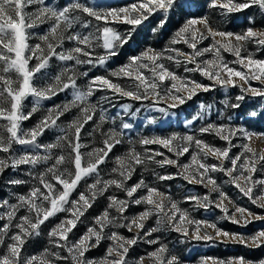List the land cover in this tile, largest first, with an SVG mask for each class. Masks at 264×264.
Here are the masks:
<instances>
[{
	"label": "snow or ice",
	"instance_id": "obj_1",
	"mask_svg": "<svg viewBox=\"0 0 264 264\" xmlns=\"http://www.w3.org/2000/svg\"><path fill=\"white\" fill-rule=\"evenodd\" d=\"M174 3L175 0H138L137 3L118 9H98V7L81 3L80 0H69L59 8L48 6L45 0H0V65H2L0 66V73H2L0 74V121L5 122L0 124V130H2L0 131V153L10 154L14 145L32 146L42 149L45 153L44 155L25 154L18 157L10 154L6 158H0V174L8 167L35 166L54 160V163L39 174L40 187H33L27 195L18 196L15 204H10L6 200L0 202V208L7 209L0 214V220L7 221L0 226V245L5 244L6 238L11 241L7 243L6 250L0 255V264H57L58 261L68 260L69 257L72 264H94L93 261L84 259L85 253L99 245L104 238V230L109 225L127 227L129 231L135 228L138 230V236L125 238L112 232L107 238L113 241V244L109 246L105 257L98 264H127L126 257L129 249L137 243L139 230L145 229V222L152 216L156 217L157 227L143 231V236L150 237L152 233L160 230V225L167 224L172 230L187 237L190 232L189 226H192L191 236L196 240H213L214 237L206 231L201 235L204 228H212L215 230L216 237H224L226 240L244 246H264V230L247 238L240 234H230L217 228L214 223L192 219L188 212L182 210L170 196L155 187L146 185L143 180L130 188L126 186V182L131 178L136 166L144 165L146 161L154 162L160 167L171 165L180 169L177 175L188 183L203 184L209 189V194L218 192L220 200L216 202V207L224 213L225 219H230L233 223L242 221L243 225L251 223V219L264 220V217L254 216L253 213L239 206H236L235 212L229 215V209L224 201L228 200L229 203L232 201L220 190L217 181L210 175V173L222 172L229 178V182L248 197L253 204L264 208V178L258 180L254 178L255 174L264 168V152L257 155L250 143H246L242 145L243 151L240 154L230 155L231 148L234 146L232 137L243 133L244 139L251 141L253 134L243 129L218 127L213 124H208L200 129L201 133L214 132L221 140L226 141L228 146L224 148L209 145L193 135L144 138L140 144H159L168 152L173 153L177 159L165 157L163 160H155V156H162L163 153L156 152L142 156L134 148H131L124 156L116 158L117 166L112 171L118 174L119 179L101 180L97 178L94 183L87 185V194L80 193L78 199H71L81 181L93 175L99 176V167L105 163L115 145L122 142L118 138L120 134L115 130H110L105 134L106 139L103 141L102 148H95L88 153L80 151L84 147L80 143L81 131L85 124L93 120L97 111L96 105L89 102V97H92L94 92L108 90L113 95L133 101L151 99L154 104L162 100H170L169 107L175 108L184 104L186 100L192 99L198 91L211 90L209 85L180 77L170 71L163 63L167 60L178 65L184 64L186 72H198L201 76L211 80L214 85L240 87L242 93H250L254 97H264V88H254L250 85L252 80L264 84V60L255 59L251 54L242 55L248 43L264 47V31H256L251 28L242 34L218 31L210 27L206 17L188 20L171 41L173 45L184 43L191 49L190 52H183L172 47L160 52L146 49L140 55L130 57L127 64L111 71L109 76L92 78L88 82L86 90H80L77 87L76 73L68 67L57 74L53 78V83L46 87L37 88L34 86L36 75L47 69L53 58L62 62L74 61V65H103L110 57L117 54L115 49L118 45L123 46L128 42L136 28L156 13L162 12L166 17ZM33 4L39 5V7L34 12L25 11ZM253 5H258L264 11V0H243V2L211 0L210 6L219 7L232 13ZM84 16L96 21H104L105 26L102 28L98 26L94 33L89 32L87 35L73 31L74 26L78 24L84 29L91 26V20L84 19ZM109 21L122 22L132 27L126 34L121 35L112 27L107 26ZM49 22L51 23L48 30L38 36L40 43L31 46L28 43L31 38L29 29ZM164 22L161 20L160 26H163ZM209 38L212 43L208 47H198L202 41ZM66 40L74 42L75 46L58 51L63 48ZM95 48H102L105 54L94 56ZM223 53L233 55L235 60L230 63L238 64L240 68L230 66V63L225 61ZM206 54H210L211 59L198 60ZM33 59L37 61L34 67L30 66V61ZM189 64L194 67H187ZM12 72L16 74V79L9 75ZM83 75H87V73H83ZM110 77L126 80L127 83L114 82ZM70 88L73 90V99L69 103L50 108L47 115L33 128L27 131L21 128V122L30 119L32 114L38 110L40 100L51 99L52 96ZM29 96L36 98V104L31 112L25 114L22 111L23 102ZM103 99H108V97ZM244 99V95L236 97L237 101ZM5 105L8 106L5 107ZM123 107L127 109L129 105ZM231 107L239 108L240 104H232ZM73 108H79V115L68 124L67 129H61L64 135L57 138V143L45 145L37 143L38 138L46 130L56 127L60 117ZM105 120L106 117L101 111L100 124H103ZM99 127L100 125H97V128ZM122 127L128 129L131 125L124 123ZM61 142H65L71 149L70 154L66 156L61 152L60 155L53 156L54 149L63 148L64 145ZM193 145L195 151L191 153L189 163H178L179 157L188 154ZM209 156L218 163H206ZM69 163L72 166L71 169L65 167ZM49 176L51 179H48ZM173 178V175L158 177L160 180ZM10 183L20 184L23 181L15 180ZM112 186L124 191L130 198L120 200L115 196L108 197V208H114L121 218H124L123 214L130 203L144 204L146 205L145 210L133 218L130 223L119 225L114 223L115 218L110 216L108 210H105L94 219V225L98 227H89L78 241L69 245V234L76 228L81 217L92 207V202ZM141 189H146V194L135 198L134 194ZM257 189L259 195H255ZM185 199L193 201L196 206L203 208H207L209 204L213 203L209 199V195L203 197L193 195ZM69 205L70 207H68ZM21 209L26 210L27 214L19 216V222L13 225L17 213ZM63 212H68L69 216L52 228L48 235L52 238L51 242L54 247L65 249L69 256H62L59 252L45 249L40 256H31L22 260V250L27 239L33 235H39L41 225L51 217ZM237 214H239V219H237ZM13 226L17 231L9 236V229ZM148 243L155 244L157 241L149 239ZM166 252L167 247L160 245L156 251L148 254V258L152 264H178V258L175 256L166 259ZM143 260L142 257L138 264H143ZM214 264H246V261L243 257H239L229 261H214ZM260 264H264V261H261Z\"/></svg>",
	"mask_w": 264,
	"mask_h": 264
},
{
	"label": "rangeland",
	"instance_id": "obj_2",
	"mask_svg": "<svg viewBox=\"0 0 264 264\" xmlns=\"http://www.w3.org/2000/svg\"><path fill=\"white\" fill-rule=\"evenodd\" d=\"M69 0H45V3L50 7L59 8L68 3ZM81 3H85L89 6L98 7V9L107 8H121L130 6L133 3H137L138 0H80ZM226 2V0H222ZM235 2H243V0H235ZM211 0H175L173 8L169 11L167 16L161 12L156 13L150 17L146 22L136 28L131 38L123 46H117L115 51L116 55L110 57L103 65H74V61L62 62L53 58L47 69L38 73L34 79V86L37 88H44L48 84L53 83V78L59 74L65 67L72 68L76 73V84L80 90H86L88 82L96 76H109L111 71H114L129 62V58L132 56L140 55L146 49H153L157 52L163 51L167 48H177L183 52H190L191 49L184 43L173 45L171 41L175 37V34L187 23L188 20L193 18L206 17L210 27L214 30L232 32L242 34L247 29L251 28L256 31H264V11L260 9L258 5H253L247 9L239 12L228 13L224 9L219 7H211ZM39 5L33 4L29 6L25 11L34 12ZM78 15H83L77 13ZM182 16V21L180 17ZM84 19L91 20V26L88 29H84L78 25L74 26L73 31L79 32L83 35H87L89 32H95L96 28L105 26L104 21H96L95 19L84 16ZM164 20V24L168 21L170 25L180 26L173 28L172 32L166 36L161 37L157 35L159 29H161L160 22ZM50 23H45L37 28L29 29L31 38L28 43L31 46H35L40 43L38 36L44 34L50 27ZM163 24V25H164ZM107 26L112 27L121 35L126 34L132 26L126 25L122 22H111ZM202 28V26H199ZM148 28V29H147ZM142 30H149L147 37H143ZM141 33V35H138ZM146 33V32H144ZM136 35L139 36V43L135 40ZM219 39V37H217ZM212 43L211 38L202 41L198 47H208ZM75 43L71 41H65L62 49L58 51H64L68 48L74 47ZM102 48L94 49V56L104 55ZM251 54L253 58L264 60V47H260L255 43H248L245 47V51L242 55ZM224 59L227 62L235 60V57L230 53H223ZM83 58V57H82ZM211 59L210 54L198 58V60ZM37 61L35 59L30 61V66L34 67ZM170 71L176 73L180 77L195 80L201 84L211 86V90L204 92L198 91L195 96L190 100H186L184 104L178 105L175 108H170V100H162L158 103H152L151 99L143 101H133L128 98H122L113 95L111 91H96L92 97H89V102L96 105L97 111L92 121L85 124L81 131L80 143L84 145L81 148L82 153H88L95 148H102L103 141L106 139L105 134L110 130H115L119 133V139L122 141L120 144L115 145L110 152L109 157L105 163L99 167V176L93 175L86 180L81 181L77 190L72 194L71 199H78L80 193L87 194V185L94 183L95 179L101 180L119 179L117 173H113L112 169L116 167V158L124 156L129 149L134 148L142 156L149 153L160 152L162 156H155V160H163L165 157L170 159H177V157L168 152L166 148H163L159 144L142 145L140 141L144 138L162 137L168 138L172 135L183 137L185 135H193L196 138L203 140L205 143L217 148L227 147L226 141L221 140L219 136L213 133H201L200 129L206 127L208 124L215 126H225L232 129H243L244 131L253 134L251 141L244 139L243 133H238L232 137V144L230 155L235 156L243 151L242 145L250 143L251 147L257 152V155L264 152V132H256L248 127L246 123H249L250 119H257L258 117H264V97L252 96L250 93H242L240 87H221L214 85L211 80L201 76L198 72H186L184 64H175L167 60L163 61ZM2 66V65H0ZM230 66L237 69L240 68L238 64H231ZM191 68L194 65H187ZM87 73V75H83ZM2 74V73H0ZM71 74V73H70ZM13 79H16L14 72L9 73ZM114 82L125 84L126 80H118L116 77H110ZM170 83V82H166ZM251 87L264 88V84L259 81H250ZM247 87V85H245ZM244 95L243 101H237L236 97ZM108 97V99H103ZM73 99V90L67 89L64 92H60L51 99H45L39 101L38 110L32 114L31 118L21 122V128L25 131L33 128L45 115L50 108H55L57 105H63L69 103ZM239 103V108L231 107L232 104ZM36 104V98L29 96L23 102L22 111L27 114L31 112L33 106ZM129 105L127 109L123 106ZM8 105H5L7 107ZM203 106V107H201ZM163 109V110H161ZM106 117L103 124H100V113ZM79 115V108H73L71 111L66 112L57 121V126L49 128L46 132L38 138L37 143L41 145L49 143H57V138L64 135L61 129H67L70 124ZM261 116V117H260ZM5 122L0 121V124ZM128 123L130 128L124 129L122 125ZM97 125H100L97 128ZM2 131V130H0ZM6 135V133H4ZM63 148H57L52 151L53 156L60 155L63 152L68 156L71 149L67 147L65 142H61ZM182 143V142H181ZM147 150V151H146ZM195 151L194 145L190 148V152L184 156L179 157L178 163L187 164L191 160V153ZM11 155L16 157L25 154H39L44 155L42 149H38L32 146H20L14 145ZM6 153H0V158H6ZM250 155V154H249ZM208 164L218 163L213 157L209 156L205 161ZM54 160H50L47 163L32 165H20L18 167H8L0 174V202L8 201L10 204L17 203V197L20 195H27L33 187H40L39 174L44 172ZM230 167V164L228 165ZM65 167L72 168L71 164H66ZM260 167V165H258ZM180 169L165 165L160 167L154 162H148L144 165L136 166V170L132 173L131 178L126 182L127 187H132L141 180L150 187L157 188L160 192H163L167 196H170L182 210H186L189 216L194 220L207 221L208 223H214L217 228L230 234H240L244 237H250L257 232L264 230V220L251 219V223L243 225L241 223H233L230 219L224 218V213L220 208L216 207V202L220 200L218 192H212L209 194V189L203 184H190L184 180L181 176L177 175ZM173 175L174 178L170 180H160L159 176ZM213 179L217 181L219 188L223 191L232 203L225 200L224 203L229 209V215L235 212V207L239 206L247 209L253 213L254 216L264 217V208L258 207L253 204L252 201L244 196L239 189L229 182V178L222 172L210 173ZM255 179L264 178V168L258 171ZM48 179H51L49 176ZM23 181L20 184L10 183V181ZM54 183V181H53ZM59 187V186H58ZM146 194V189L138 190L134 194L135 198H139ZM203 197L209 195V199L213 202L208 205L207 208L198 207L193 201H187L185 198L188 196ZM255 195H259V190L255 192ZM109 196H115L120 200H128L124 191L112 186L103 195H100L92 202V207L89 208L85 215L81 217L77 226L69 234L68 244L79 240L83 236L89 227H94V219L100 216L105 210H108L111 217L115 218L114 223L127 224L130 223L133 218L138 216L145 210L146 205L130 203L129 207L123 214L124 218L116 212V210L109 209L108 204ZM70 207V205L68 206ZM7 211L6 208H0V214ZM27 212L21 209L17 213V218L13 221V225L19 222V216L26 215ZM69 216L68 212L58 213L51 217L43 225L40 226L39 235H33L29 237L22 250V260L31 256H40L45 249L53 252H59L62 256H69L65 249L54 247L51 242L52 238L48 233L58 223ZM239 219V214H237ZM6 220H0V226L6 223ZM98 227V226H95ZM157 227L156 217L152 216L145 222V229L139 230V237L137 243L129 249L127 254V264H138V261L143 257V264H152V261L148 258V254L156 251L160 245L167 247L165 257L170 258L175 256L178 258V264H214L219 261H229L234 258L243 257L246 264H260L264 261V246L252 247L244 246L239 243L226 240L224 237H216L215 230L212 228H204L201 232L206 231L208 234L214 237L213 240H196L191 236L190 232L186 237L179 232L172 230L167 224L160 225V230L152 233L150 237L143 236V231ZM17 229L13 226L9 229L8 235L11 236ZM112 232L118 233L125 238H132L138 236V230L133 228L129 231L127 227H115L109 225L105 228L103 236L99 245L91 248L85 253L84 259L86 261H93L94 264H98L106 253L109 246L113 244V241L108 239ZM155 240L157 243H148V240ZM11 242L6 238L5 244L0 245V255L6 250L7 243ZM94 242V241H93ZM63 243V242H61ZM57 264H72L71 258L68 260L58 261Z\"/></svg>",
	"mask_w": 264,
	"mask_h": 264
},
{
	"label": "trees",
	"instance_id": "obj_3",
	"mask_svg": "<svg viewBox=\"0 0 264 264\" xmlns=\"http://www.w3.org/2000/svg\"><path fill=\"white\" fill-rule=\"evenodd\" d=\"M182 16L180 17V20L182 21ZM180 21V23H181ZM180 23H177V25H170V22L168 21L167 23V20H166V23L163 25V27H161V29H159V32L157 35H161V37H164L166 36L168 33L172 32L173 28H176L177 26H180ZM148 29V28H147ZM146 32V33H144ZM149 30H142L141 33H143V37H147V35L149 34L148 33ZM141 33H139L138 35H141ZM139 36L136 35V40L135 42L137 41L139 43V39H138ZM261 117V116H260ZM246 127L256 131V132H264V117L262 116L261 118H255V119H250L249 120V123H246Z\"/></svg>",
	"mask_w": 264,
	"mask_h": 264
}]
</instances>
